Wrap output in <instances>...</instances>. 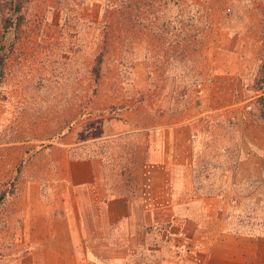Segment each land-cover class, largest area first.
Masks as SVG:
<instances>
[{"label":"rangeland","instance_id":"obj_1","mask_svg":"<svg viewBox=\"0 0 264 264\" xmlns=\"http://www.w3.org/2000/svg\"><path fill=\"white\" fill-rule=\"evenodd\" d=\"M263 111L264 0H0V264H40L38 211L93 203L62 180L77 158L95 160L107 198L146 204L170 200L155 163L190 158L194 186L221 195L213 231L256 235L264 250ZM174 214L156 212L125 264L203 263L195 227L180 234ZM120 253L68 262L124 264Z\"/></svg>","mask_w":264,"mask_h":264},{"label":"crops","instance_id":"obj_2","mask_svg":"<svg viewBox=\"0 0 264 264\" xmlns=\"http://www.w3.org/2000/svg\"><path fill=\"white\" fill-rule=\"evenodd\" d=\"M185 161L184 163H155L157 165L156 170L163 172L166 176L164 184L159 182L157 184L161 189L164 187L168 189L167 195L170 200L146 204L142 201L136 202L129 197H125V195L107 198L104 179L103 177L101 179L99 175L95 160L89 158L71 160L67 166L66 176L62 180L66 182L69 188L78 189L80 192L89 188L88 192H93V203L83 201V203L78 202L75 206L69 201L61 203L65 206L64 209L67 211L72 210V212H66L63 215L58 214V218L49 217L45 210L36 213L35 221L29 223L33 236H37V228L44 221L46 225L44 235L42 234L43 238L36 239V241L38 240L37 246L45 249V253L39 254L40 264H50L45 260L48 258L46 253L48 251L53 253L55 257L52 264H69V257L75 258L77 263H80V261L88 263L86 259L89 258H108L105 260L115 259L118 261L116 255H118V251H122L119 256H123L121 260L125 264L128 260V257L125 256H134L138 250L145 249L146 236L149 235L146 226L150 227L149 224H152V222H160L155 218L156 212L167 207L175 210V214L172 216L174 222L181 229L180 234L185 232L184 225L186 221L195 227V232L188 238L189 240L203 242V245H200V248L204 249L202 264L261 263L264 250L262 244H260V237L256 235L248 236L242 232H232L227 229L213 231L214 217L210 216L209 212L214 213L221 209V195L215 192L208 195L201 191L199 187H195L193 184L192 160L188 158ZM149 181L146 184L148 188L155 186L154 181L157 182L153 176L149 178ZM186 181L189 184H186ZM43 206H46V204H43ZM76 206L79 215H81V218L83 217L82 220L77 218ZM85 210H91L93 214L95 210L99 214L101 212V222L104 225H98L96 223L98 219L91 223ZM39 216L40 220L37 221ZM218 220L221 221V218ZM209 222L212 223L210 226ZM211 226L212 229H210ZM94 228H99V232L104 229L101 236L106 237L109 241L106 239L101 241L100 235H91V230ZM114 234L120 240H117ZM110 237H113V240L115 238V242L122 244H118V246L112 244ZM98 240H100V243H98ZM101 246H105L104 250L101 249ZM150 251L162 252L160 248H152ZM34 252L35 250L31 252V256L34 255ZM71 253H73L72 256H70ZM64 258H66V261ZM171 259L172 257L166 258L167 264H174V260ZM106 264L113 263L109 261Z\"/></svg>","mask_w":264,"mask_h":264},{"label":"trees","instance_id":"obj_3","mask_svg":"<svg viewBox=\"0 0 264 264\" xmlns=\"http://www.w3.org/2000/svg\"><path fill=\"white\" fill-rule=\"evenodd\" d=\"M263 113H264V111H263Z\"/></svg>","mask_w":264,"mask_h":264}]
</instances>
